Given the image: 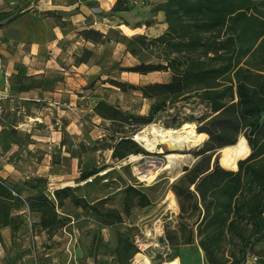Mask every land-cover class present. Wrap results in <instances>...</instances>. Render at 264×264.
<instances>
[{
    "label": "rangeland",
    "instance_id": "1",
    "mask_svg": "<svg viewBox=\"0 0 264 264\" xmlns=\"http://www.w3.org/2000/svg\"><path fill=\"white\" fill-rule=\"evenodd\" d=\"M164 3L165 0H141L137 9L128 5L129 10L123 15V21L132 31H123L126 34L124 35L122 32L124 29H119L120 36L117 33L118 40L115 39L122 44V51L112 48V52H104L106 62L97 66L96 75H93L94 80L92 78L82 88L83 97L88 96L94 102L102 100L129 117L126 122L116 120L111 123L94 120L96 123H93L89 111L80 114L84 131H76L79 133L74 135L78 138V147L74 151L79 159L78 170L80 173L95 170L97 173L84 181H79L78 178L71 179L72 176L67 177L66 182L71 188L70 198L59 204L54 195L44 191V185L41 186L43 197L53 205V211L45 218H42L38 212L31 214L29 207L28 200L34 196L32 190L34 186H38V183L35 184L36 180L12 179L8 182L7 179H0V183L10 189L13 196V199L0 198V228L9 220L18 224L22 218L25 220L33 216L40 218L47 224L44 227L46 235L57 237L54 244L59 246L60 250L62 248L65 253L79 250L83 256L93 258L95 264H134L137 255L143 256L150 264H167L174 260L179 264H208V262L239 264L242 257L247 256L248 253L258 257L259 263L262 264L264 215L258 220L262 223L261 232L257 233L249 222L236 224L234 230L225 232L220 241L212 247L209 257L200 250L199 239L195 238L192 244H185L189 228L195 233L197 231L195 223L198 219L201 220L202 216L200 209L193 210L188 203L185 207L188 210L180 219L179 204L176 195L174 194V198L172 194V185L175 182L176 172L179 171L181 174L184 168L191 167L198 160L194 154L202 149L208 140L206 134V140L203 137L202 141L199 140L196 138V132L209 124L212 118L210 105L199 95L185 96L174 103H168L152 118L150 124L144 125L139 118L149 115L153 100L144 98L139 88L150 84H167L171 74L153 72L141 75L123 71L142 64H163L167 54L157 49L153 42L166 30L162 26L165 18L154 12ZM115 33L113 31V35ZM139 36L144 38L142 45L140 39H137ZM256 62L258 59L252 61V63ZM114 82L119 83L121 88L116 87ZM25 113L32 115L29 109ZM15 117L19 122L26 121L24 115ZM151 124L162 128L192 126L195 130L192 138L198 142V146L188 151L173 152L172 148L163 145L159 147L161 153L149 154L135 141V136ZM26 129L22 127V132ZM246 131L239 133L236 141L239 137L245 139ZM22 135H18L17 131L8 127L7 131L0 133V139L8 141L22 138ZM122 136L129 138L148 155L131 153L124 159L118 160L113 156V149L117 148L119 152L125 151L124 146L116 147ZM228 147L216 150L211 155V163L218 156V164L223 167L221 158L226 154L228 157L223 164L235 171L237 164L232 167L227 162ZM250 154L249 149L248 155L238 162L247 159ZM167 155H185L189 161L179 162L173 171L167 172L164 161ZM137 156H142L141 161L129 162L131 157ZM144 161L149 164L150 170L155 172L164 170V172L154 177L152 182H145ZM128 188H132L133 191L127 192ZM139 193L146 195L149 205H141ZM103 222L112 226H104ZM155 226L161 233L156 236V247H153L150 238L153 233L155 235ZM150 230L153 232L148 234ZM160 237L165 240L163 244L158 243ZM167 239H171V243ZM186 260L189 262L187 263Z\"/></svg>",
    "mask_w": 264,
    "mask_h": 264
},
{
    "label": "trees",
    "instance_id": "2",
    "mask_svg": "<svg viewBox=\"0 0 264 264\" xmlns=\"http://www.w3.org/2000/svg\"><path fill=\"white\" fill-rule=\"evenodd\" d=\"M128 10L127 0H122L113 11ZM154 12H162L167 25L165 33L153 42L167 54L166 59L163 64H142L123 71L141 75L171 74L167 84L139 88L144 98L153 100L149 115L139 118L144 125L150 124L168 103L185 96L199 95L210 105L209 124L196 132V138L202 141V137L206 140L208 136V140L194 154L198 160L184 168L172 185L180 219L188 210L185 208L188 203L193 210L200 209L202 216L195 223V233L189 228L185 244L199 239L200 250L209 257L212 247L225 232L234 230L236 224L249 222L257 233L262 229L258 220L264 215V0H165ZM82 35L94 43L108 41L107 36L93 30ZM137 39L142 45L143 36ZM254 59L258 62L252 63ZM114 85L121 88L117 82ZM93 112L102 121L111 123L129 119L102 100ZM243 130H247L245 140L251 154L237 163V171L223 164L228 157L226 154L221 158L224 168L218 164V156L211 163V155L216 150L234 146L236 136ZM119 146H124L125 151L113 149V156L118 160L131 153L148 155L125 136L119 138L116 147ZM96 173L95 170L81 172L78 180L84 181ZM37 183L36 193L28 200L29 207L31 212L45 218L53 211V205L43 197L44 180L37 179ZM128 191L133 189L128 188ZM70 193L71 188L64 187L55 190L53 195L59 204L69 199ZM138 195L142 206L149 205L146 195ZM0 198L13 199L11 190L1 183ZM41 224L47 225L45 220H41ZM103 225L112 226L107 222ZM167 240L171 243V239ZM243 258L245 255L239 264L244 263Z\"/></svg>",
    "mask_w": 264,
    "mask_h": 264
},
{
    "label": "crops",
    "instance_id": "3",
    "mask_svg": "<svg viewBox=\"0 0 264 264\" xmlns=\"http://www.w3.org/2000/svg\"><path fill=\"white\" fill-rule=\"evenodd\" d=\"M118 1L0 0V133L10 127L23 134L0 139V179H43L44 191L53 194L70 187L67 177L79 178L74 135L84 131L80 114L89 111L93 123L102 121L93 112L98 102L83 97L82 88L106 62L104 52L122 51L115 40L119 29L130 31L123 21L128 11H113ZM90 30L108 41L84 39L83 32ZM28 109L32 115L25 113ZM56 238L46 235L40 218L9 220L0 228V264H95L79 250H60Z\"/></svg>",
    "mask_w": 264,
    "mask_h": 264
},
{
    "label": "bare ground",
    "instance_id": "4",
    "mask_svg": "<svg viewBox=\"0 0 264 264\" xmlns=\"http://www.w3.org/2000/svg\"><path fill=\"white\" fill-rule=\"evenodd\" d=\"M195 134V130L192 126H186L182 128H162L160 126L151 124L147 128H145L143 131L138 133V135L135 136V141L147 152L149 153H161L162 150L159 148L160 146L167 145L168 147H177L178 150L181 151H188L193 147L198 146V142L195 141L192 137ZM228 153L229 158L227 160L228 164H230L232 167H235L238 160L244 158L249 153V147L246 144V141L244 138L239 137L236 144L234 146L228 147ZM184 154V153H183ZM142 156L137 157H131L129 162H138L141 161L140 159ZM187 156L185 155H167L164 158L165 164H166V170L167 172H171L176 168L175 166L179 162H186ZM189 161V159L187 160ZM145 164V172L143 173L145 182H152V179L159 174L163 173L164 170H159L157 172L150 170L149 164L144 161ZM180 166V165H179ZM178 169V168H177ZM179 175V171L176 172L175 176L177 177ZM155 235L154 233L151 236L152 243L151 245L153 247H156L155 240L156 236H159L161 233L157 227L155 226ZM153 230L148 231L147 233L151 234ZM134 264H150L148 261H146L143 256L137 255L135 257V263Z\"/></svg>",
    "mask_w": 264,
    "mask_h": 264
},
{
    "label": "built area",
    "instance_id": "5",
    "mask_svg": "<svg viewBox=\"0 0 264 264\" xmlns=\"http://www.w3.org/2000/svg\"><path fill=\"white\" fill-rule=\"evenodd\" d=\"M141 0H127V4L130 7L136 8L139 6ZM3 44V39L1 36V31H0V46ZM1 113V112H0ZM53 195V194H52ZM246 259L244 258V263L243 264H260V259L256 256H252L249 253L247 256H245Z\"/></svg>",
    "mask_w": 264,
    "mask_h": 264
},
{
    "label": "water",
    "instance_id": "6",
    "mask_svg": "<svg viewBox=\"0 0 264 264\" xmlns=\"http://www.w3.org/2000/svg\"><path fill=\"white\" fill-rule=\"evenodd\" d=\"M171 150H172L173 152H178V151H179L177 147H172ZM148 153H149V152H148ZM149 154H151V153H149ZM236 171H237V167H236V170H235L234 172H236ZM182 174H183V173H181V174H179L177 177H175V178H174V181L177 180ZM164 242H165L164 238H162V237L158 238V243H159V244H163Z\"/></svg>",
    "mask_w": 264,
    "mask_h": 264
}]
</instances>
